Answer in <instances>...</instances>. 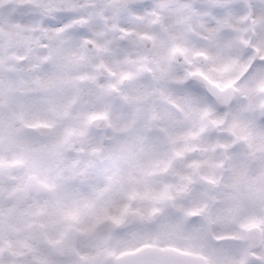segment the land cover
Returning <instances> with one entry per match:
<instances>
[{"label": "flooded vegetation", "instance_id": "flooded-vegetation-1", "mask_svg": "<svg viewBox=\"0 0 264 264\" xmlns=\"http://www.w3.org/2000/svg\"><path fill=\"white\" fill-rule=\"evenodd\" d=\"M262 26L264 0H0V264H264Z\"/></svg>", "mask_w": 264, "mask_h": 264}, {"label": "water", "instance_id": "water-1", "mask_svg": "<svg viewBox=\"0 0 264 264\" xmlns=\"http://www.w3.org/2000/svg\"><path fill=\"white\" fill-rule=\"evenodd\" d=\"M70 1V0H68ZM124 4H136V3H142L145 2L146 0H121ZM208 90H210V93L212 94V96L217 100V102L219 104H222L221 102V92L218 89V87H216L213 84H210V86L208 85ZM31 130H35L38 134L40 133H44L46 131L51 130V127L48 126H39V127H33L30 128ZM40 136V135H39ZM51 136V132L49 133L48 137ZM172 252V255L175 259H177V262H175L174 264H207L206 261L197 255H188V254H183L180 252H175V251H170ZM120 264H123V261L120 260Z\"/></svg>", "mask_w": 264, "mask_h": 264}, {"label": "rangeland", "instance_id": "rangeland-1", "mask_svg": "<svg viewBox=\"0 0 264 264\" xmlns=\"http://www.w3.org/2000/svg\"><path fill=\"white\" fill-rule=\"evenodd\" d=\"M236 2H238V0H235ZM170 4V3H169ZM181 13H185V11H184V9H181ZM239 11V10H238ZM262 16V15H261ZM261 19V18H260ZM257 20H258V17H257ZM252 26H253V23H252ZM264 29V26H262L261 28H260V30H263ZM262 34H264V33H262ZM260 46H261V38H260ZM261 48V50H264L263 49V47H260ZM262 53H264V52H262ZM224 56V55H223ZM229 62H227V61H225V65L226 66H229V69L232 71V72H234V68H233V65H232V60L231 59H229L228 60ZM243 65H244V63H243ZM201 107H198L197 105H195L194 106V113L196 114V112H197V110H199ZM30 118V117H29ZM33 118H30V120H32ZM241 121H245L244 119H241ZM51 122H54V120H51ZM59 123H60V121H58ZM54 139H55V141L54 142H52V145L54 144V143H56V142H59V141H62V126L61 127H59V129L56 131V133L54 134ZM254 139H255V141L256 142H258V144H259V148H260V145H262L261 143H264V132H259V136L257 137V136H255L254 135ZM263 141V142H262ZM264 145V144H263Z\"/></svg>", "mask_w": 264, "mask_h": 264}]
</instances>
